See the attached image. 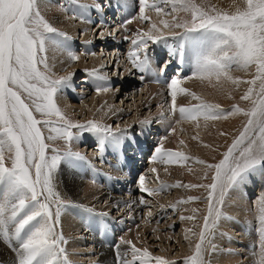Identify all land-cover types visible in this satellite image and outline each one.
I'll return each instance as SVG.
<instances>
[{"label": "snow or ice", "instance_id": "snow-or-ice-1", "mask_svg": "<svg viewBox=\"0 0 264 264\" xmlns=\"http://www.w3.org/2000/svg\"><path fill=\"white\" fill-rule=\"evenodd\" d=\"M40 5L41 0H0V238L12 247L15 264H70L62 247L67 241L62 233H57L56 226L71 202L63 199L56 190L54 173L62 161L72 165L85 160L80 153L71 151V142L78 138L72 129L96 134L101 152L106 140L111 138V142L119 144L122 137L114 134L110 126L94 121L73 123L56 104L54 98L62 87L68 86L71 74L53 78L49 75L47 57L42 54L46 53L48 45L66 47L65 42L70 37L42 15ZM168 5H171V12H165ZM232 7L233 11H225L215 6L203 7L196 0H139L141 20L150 21L146 13L151 10L157 15L173 16L171 23L161 20L163 28L183 29L178 48L171 50L169 55L178 59L181 65L187 55L196 78L209 82L213 79L219 82L223 78L239 84L241 81L230 75L233 68L255 69L253 79L244 81L250 87L241 97L251 101V107L242 109L236 106L229 113L244 115L246 123L222 154V159L207 165L214 171L211 183L201 185L209 190L207 215L203 217L198 242L185 264H209L205 260L206 246L215 251L216 246L211 244V240L224 215L221 206L225 192L247 182L254 173L264 175V0H233ZM79 8L83 10L87 6L79 5ZM179 12L187 13L190 19L179 20L173 15ZM79 18H84L83 13ZM131 22L129 19L125 24ZM149 41L153 44L165 41L163 31L154 23L148 31H138L132 40L133 50L128 53L132 66L141 73L151 70L147 53ZM141 52L143 58L139 55ZM68 57L72 61L79 60V56L71 51H68ZM88 75L106 79L96 70ZM155 82L160 81L157 79ZM180 83L177 78L168 83L173 113L179 111L181 118L187 120L200 117L205 120L227 119V116L216 112L218 105L202 100L197 105L177 109V93L189 94L180 87ZM108 90L106 87L96 89L98 93ZM190 95L194 100H200L195 93ZM36 114L41 118L38 119ZM52 117L61 123L53 121ZM40 125L50 133L47 140L65 141L67 148L63 154L53 149L54 155H46L49 145L45 143ZM156 153L154 159L164 155L170 159H186L182 153H162L161 148H156ZM6 160L10 161V166ZM143 179L140 178L141 191H145ZM140 203H145L143 198ZM73 206L90 215L107 216V213H95L94 209L82 205ZM256 220L259 251L253 246L252 255L254 264H264V193L256 202ZM100 223L103 230V221ZM124 243L131 245V241ZM131 255L129 261L127 253L117 251L118 264H136L137 261L139 264H152L147 249L131 246ZM155 264L168 262L156 257Z\"/></svg>", "mask_w": 264, "mask_h": 264}, {"label": "bare ground", "instance_id": "bare-ground-1", "mask_svg": "<svg viewBox=\"0 0 264 264\" xmlns=\"http://www.w3.org/2000/svg\"><path fill=\"white\" fill-rule=\"evenodd\" d=\"M43 1L44 0H41V5H40V10H41L42 15H44V17L53 26H55V28H57L60 32H64L67 34L68 37H70V39L65 42L66 47H56L54 45H49L47 47L48 48V50H47L48 53H46L47 54V56H46L47 57V64H48L49 68L51 69V71L55 74L56 73H62L64 71V72H66V73H64V74H66V76L71 74V80L69 81V85H71V84H73V82H72L73 76L75 75V73L77 75L79 73L78 71L82 72V69H84L83 70L84 72L90 73L93 70H96L100 76L105 77L106 79H103V80L96 79L95 77L92 76V77H87V80L85 79L84 82H82V79L84 78V76H83L79 79V83H78V85H82V87H80V88H82V90H86L84 87V84L87 88V83L90 84V82H91L94 85L95 94L97 95L93 108H91L89 110V114L93 115V117L95 119H92V117H90V116H88V117L91 118V121H94V122H97V123H100L103 125H107L110 127H111L112 123H117L115 129H120V130H118L115 133L117 136L122 137L120 143H122V145H124V147H129L127 145L131 144L130 140L126 139L128 137L127 134H129V135L132 134L133 133L132 131L134 130V128L136 126H137L136 130L139 131L140 133L135 132L137 134L135 137L139 141L144 142V137H143L145 135L144 132L147 131L146 129L144 130V128H147V126H150V124L148 125V123L145 121H140L139 119L138 120L135 119V121H134L135 123H133V124H129V122L125 121L126 123L124 122V124L122 125L120 119L123 118V116L127 115L126 114L127 112H125V109H121L124 107V105H122V106H120V104L114 105L113 101L115 100L117 94L115 92H112L113 91L112 89L116 85V88H117L118 92L120 93L121 102L123 101V99L121 97L122 92H125V94H123V97H125V101H128V100L131 102L133 101L131 106H129L128 108L129 109H130V107L133 108L132 110H133V113L135 114L134 115L135 118L138 117L139 115H141L140 113L144 109L149 108L150 105H152L154 103L158 106V109L155 112L157 114L158 111L163 108L165 101L168 98L169 99H168L167 103L172 105V103H171L172 102L171 89L168 87V85L167 86L165 85L166 87H162V88H160V87L156 88L154 86H145L144 88L142 87L143 89H141V85H139L140 91H139V89H138V91L141 94H139L138 96H142L141 97L142 99L139 102V104H137V106L134 105V102H135L134 99L136 97H133L130 93H127V91L132 86H133V88H134V86L136 87L137 80L136 79L133 80L132 78H130V74L132 72H130L128 67H126L124 65V62L122 61L123 62V64L121 65L122 68H120V69H122V74H121L120 79H117V80L114 78L112 79V77H115V76L110 75V73L108 75L107 70L110 68V65L108 63L111 60H109L106 57H105L106 58L105 59L104 56H107V55H103V53L109 49L110 43L113 41L112 39H109V38H111L113 36V35H111V32H112L111 29L114 26V22H113V19L111 17L107 18V17H105V15L103 18H97L99 13L103 14V11H102V7H104L103 4L102 5L100 4L101 7H99L98 6L99 0H75L77 3H79V5H86L87 8L82 10L79 7H73L72 8L69 6L71 9L68 10L70 13V14H68L65 11H61L60 9H58L56 6L53 5V3H50L51 2L50 0H48V2H47V0H46V2L45 1L43 2ZM120 1L123 4L124 8L127 7V4L133 6V4L131 3L132 0H120ZM109 4H110L109 0H107V3L105 5V7L107 6L106 10H105V11H107V13L111 12V10L109 8V6H110ZM232 5H233V2L229 4L231 11L234 10ZM91 12H92V14H94V17H96L95 21L90 19L89 14ZM121 12L122 11H120L118 13H121ZM81 13H83V17H84L83 19L79 18ZM132 13L133 12H131V9H130L128 12L129 17L132 16ZM146 15H148V13H146ZM74 16L77 18H73ZM91 17H92V15H91ZM155 20H157V19L155 18ZM98 21H99V25H98L99 27H97L95 29V33H96V35L97 34L99 35L98 36L99 38L94 36V33H93V35L91 33L92 32L91 30H93V27H95V25ZM157 21L155 22V21L150 20L149 21L150 27H151V24H153V23L159 27L161 23L157 22ZM131 23L134 25V24H137L138 22L132 21ZM133 27L131 25L128 28L130 30L127 29L129 31L128 35H131L132 39L134 37H136V35L138 33L137 31H134L135 29ZM136 27H137L136 29L140 31V26L139 27L136 26ZM77 32L82 33V39L80 41V43H81V46H80V48H81L80 53L81 54L80 55H79V52H77L78 51L77 49H76V53H74V46H75L74 43L76 41L75 38H76ZM119 34H121L120 37L116 38ZM126 35L123 34L121 31H119L116 36H113L117 41L115 44V45H117V47L120 46V43L126 41V39H127ZM89 36H91L90 39H89ZM169 41L170 42L168 45V56L171 58L172 56L169 55V52L171 50H175V48H178V46H176L175 40H169ZM97 43H99V44L103 43V44L100 45L99 49L96 51L97 46L95 44H97ZM102 46H105V47H102ZM68 51H71L74 54H76L77 56H79V60H77V61L70 60L68 57ZM99 52H102V54H99ZM119 55H123V53L119 54ZM113 58H114V59H112L113 61H115V60L119 61V59H120V57L117 54H115V56H113ZM168 60L170 61V59H168ZM175 60L178 62V59H175ZM190 61L191 60L186 55L184 64H186ZM72 62H75V64H74L75 66L71 65ZM112 66H113V64H112ZM115 66H116L115 68L118 69V71H119L118 62ZM71 67H72V69H71ZM67 72H68V74H67ZM110 81H116L114 83L113 87H110ZM184 81H185V79H184ZM184 81H181L180 87L184 88L187 91V93H189V94L186 95V94L177 93V96H176V107L177 108H179L181 106L185 107V105L193 106V105H197L200 103V102H198L199 100L198 101L189 100V99H193L192 96L190 95L191 93H195L196 96H198L202 99H214V98H223V97L229 96V92H228L229 80H227V79L222 78L219 82H217L215 79H213L211 82H209L208 80H201L199 78H196L195 76H192V77H190V79L187 82L186 81L184 82ZM97 87H102V88L106 87L109 90L108 91H100L98 93L96 91ZM68 88H71V90H72V85L68 86V87H62L60 90V94L57 97H55L56 104L58 105L60 110L65 115H67V114L71 115V112L73 110L80 109L76 105L72 106L71 101H70L71 97L74 98L75 96H77L79 98H83V96H84L83 95L84 92H82L81 90L79 92H75V94L73 96V93H71ZM145 91H147V92H145ZM78 93H81V94L76 95ZM143 93H145V94H143ZM165 95H167L166 99H165ZM126 104H127V102H126ZM232 112L233 111H231L229 113H232ZM229 113L227 115V119H223V118L220 119L221 123L224 125V127L230 126L237 121V115L238 114L230 115ZM162 119H164V118H162ZM202 119H203V117H200L195 121L188 120L189 122H187V119H182V120L178 121V124L176 125V127H173V128H176V130L182 131V134H183L182 141L185 140L186 142L191 143V146H193L194 151L196 153H198V155H195L194 153H190V152L189 153L197 156L200 160H201V154L203 152V146L206 147V149H207V145H208V142H207V122L208 121L201 122ZM164 120H166V119H164ZM87 121L88 120H85V124H87L86 123ZM142 122H145V123H142ZM169 128H171L170 122L166 120V121H160V124L157 126L156 130L162 131L163 135H164V133H166V130H167V133L169 131V143H170V145L171 144L173 145V144H176L181 139L177 138V136L174 134L175 132L173 133V129L170 132ZM163 131H165V132H163ZM112 132L114 133V131H112ZM201 132H203V133L201 134ZM76 133L80 134V138L78 140H76L75 143L73 142V145L71 146L72 150L75 149L76 150L75 152H77V151H79V147H80L79 145H81L83 143L88 144L89 142H92V141H95L96 144H98L97 149H100V145L98 143V137L96 134L93 135V133L89 134L88 132H80V130L77 131ZM161 134H158V136H160ZM214 139H216V138H214ZM162 141H164V139ZM46 143L48 144V142H46ZM116 145H117V143L110 142V141L106 140L105 144H104V150L103 151L108 153V151L111 149L113 151L112 154L115 157V155L118 151V149H117L118 147H116ZM82 146L85 147V144ZM135 152L136 151L131 153L132 155L128 153V156L131 157L129 159V161L132 160V157L136 154ZM149 153H150V151H149ZM189 153H186V154L182 153V154L184 157H186V159L187 158L190 159V157L188 155ZM186 159L181 158L180 162H177L175 165H173L170 170L171 171L174 170V172L177 174L176 175L177 178L175 179V180H177V182H179V180L184 178V181H186L189 184L190 183H192V184L196 183L195 181H199L201 179V174H202L201 167L202 166L201 165L198 166L195 164V166L193 168L188 169L187 168V165H188L187 162L190 163L191 161L189 159H188L189 161L188 160L186 161ZM149 164H151L150 166H152V168L154 169L155 162L153 160H151ZM88 165H89V161H87L85 159L84 161H78L77 168L83 173V170ZM131 166H132V164H131ZM148 171H146L143 174L144 175L143 176L144 182H145V180H147L145 178L149 175V174H147ZM137 174H141V173L139 172ZM54 177H55L54 182H55L56 190L61 194L63 199L70 201L73 205H81V202L84 201L85 204L82 206L94 207L95 206L94 203H96V202L100 203V200L104 199V200L108 201V204H110L112 211H116L115 215L118 216L117 218H119V216H122V214L126 212L124 210L128 207V205L126 206L127 200L124 197H122V195L118 194L115 190L105 189L104 191H97V192L95 191V193H94L93 192L94 187L92 188V186H85L83 188L84 180L82 183L81 178L77 174H75L73 171L68 169L65 166L63 161L61 162L59 167L56 169V171L54 173ZM155 178H157L158 180H162V176L157 175V177H155ZM155 180H154V182H155ZM139 184H141V181L139 182ZM139 187H141V186L140 185L137 186V189L139 190L138 192H140V189H141ZM137 189H135V190L137 191ZM232 189H234V188H232ZM236 190H237L238 196H239V199H237L239 204L236 203L235 200L231 196V199H232V200H230L231 208H230V211L228 210L229 211L228 213L231 214V217L238 218L239 220H244V223L251 226L252 223L254 222V220H256V214H255V217H253L251 219V216L247 215L246 213L254 214V212H256L257 199L262 193H264V175L260 174L259 172L252 174L249 177V180L247 182L239 185L236 188ZM256 190H257L256 201L252 202L251 205L253 207H251V206H249L248 203L250 201V198L253 196L254 191H256ZM157 191L158 190L155 189L156 193H157ZM91 192H93V193H91ZM175 192H177V191L175 190ZM81 193H82V198L79 199V196ZM140 193H142V192H140ZM227 193L229 195H231L230 191ZM93 194H96V195L94 196ZM217 195H219V193H217ZM157 196H158V194H157ZM181 198L182 197H179V199H181ZM203 206L206 207V214H207V207H208L207 203H206V206L205 205H203ZM106 207H109V206H106ZM227 209H229V208H227ZM65 210L63 211V213L60 217V223L58 224V228L61 230V233L63 234V236L69 235L72 232H76V234L79 233V231L81 230V225L76 220V213H75L76 211L74 212L73 210H71V207H68ZM136 210H138L137 206H136ZM186 211H189V210L186 209ZM244 211H246V213H244ZM87 217H89V216L87 215ZM179 219H181V216L179 217ZM181 220L182 221H180V223L182 225V228L185 230L184 227H187L188 225H190L186 221L187 215L184 217V219H181ZM256 222H257V220H256ZM202 224H203V221H202ZM230 224L234 227L235 232H233V235L220 234L219 235L220 242L218 241L217 235L219 233L226 232V229L223 225L220 226V224H218V228L214 229L215 233H216L215 238L217 239L216 243L218 244L217 246L221 247L222 246L221 242H222L224 244H227L228 249H229L228 251L223 252V253H226L228 256H224L222 253H220L219 256H216L214 261H217V264H254L255 258L253 257L252 253L247 252L246 247L250 242H252L253 245L255 243H258V242H256L258 240V234H257V236L250 234V236L247 239L246 237H244L242 235L243 234L242 230H243L244 226L240 225V223L235 222L233 220H230ZM201 227H202V225H201ZM256 227H257V223H256ZM70 228H73L72 232H70L72 230ZM69 229H70V231H69ZM186 232H187V230H186ZM256 238H257V240L255 241ZM91 239H92L93 244L98 245L100 248L96 252L98 260H97V262L95 261L96 262L95 264H118L117 251H119L121 254L127 253V254L131 255V246L129 244L125 245L123 243H118L117 247H115L114 250H111L112 249L111 247H109L108 249L101 248L100 244L95 240V236H92ZM188 239H189V237H188ZM235 243H238V244H235ZM75 244L76 243H74V246H75ZM78 244L79 243H77V245ZM211 244H213V243H211ZM5 245L7 246L8 249L5 248ZM69 246L71 247V244ZM206 247L208 248V250L205 252V257L207 256V252L211 249L210 246H206ZM190 248L191 247H189L188 251H186L184 253L185 255L183 254V251L181 249L179 251L180 257L182 256L181 258H184V259L189 257L192 254V251L194 249V248L193 249L191 248L192 250H190ZM241 256L244 258V262L240 261L242 259ZM67 257L72 258V256L69 257L68 255H67ZM169 260H171V258ZM15 261H16V256H15L14 251L12 250V247H10L8 244H5L2 240V238H0V264H15Z\"/></svg>", "mask_w": 264, "mask_h": 264}, {"label": "rangeland", "instance_id": "rangeland-1", "mask_svg": "<svg viewBox=\"0 0 264 264\" xmlns=\"http://www.w3.org/2000/svg\"><path fill=\"white\" fill-rule=\"evenodd\" d=\"M44 1L46 2V0H44ZM65 1L66 2H68V1L72 2V0H65ZM47 2H48V0H47ZM101 2H105V4L103 5L104 6L103 8L106 10L107 6L105 7V5L107 3V0H99V3L102 5ZM196 2L203 7L215 6L217 9H220V10L231 11L229 4L232 3L233 0H196ZM50 3H52V2H50ZM109 3L111 5L114 3L115 4L118 3L119 5H123L120 0H109ZM131 3L133 4V6L127 4V7H126L127 9H125V8L124 9L127 10V14L129 12V10L131 9V12H133L132 17H135L132 21H135L138 23L134 24V25L132 23H130L127 26H125V29H126L125 31L127 34V35L126 34L125 35H126L127 39L125 42L120 43V46H118V47H117V45H115L117 41L113 36H116L120 30L118 32H116L115 26H113V28L111 29V31L113 32V33L111 32V35H113V36L111 38H109V39H112L113 41L110 43L109 49L103 53V55H107V56H104V58L106 57L109 60H111L108 63L110 65V68L107 70L108 75L110 73V75L115 76V77H117L119 75L121 77V74H122V69H119V71H118V69L115 68L116 67L115 65L118 62V65H119L118 68L119 67L122 68L121 65H122V61H123V59H122L123 55H119V54H122V52L125 51L123 45H124V43H126V44L131 43V42H129L131 35H128V33H129L128 30H130L128 28L132 25V27L134 26L133 27L135 29L134 31H137V32L139 30L136 29L137 28L136 26H138V27L140 26V31H145V32L148 31V29L150 28L149 20H141L139 18V0H132ZM77 4L79 5V3H77ZM77 4H76V6H70V7H72V8L73 7H79ZM70 7L67 6L66 8L69 10V9H71ZM109 8H111V6H109ZM170 10H171V5H168L167 7H165V12H171ZM118 12H120V11H118ZM147 13H148V16L151 18L150 20L155 21V22L158 20L157 22L161 23V20L167 19V21L169 23H171L172 19H173L172 15H167V16H165L163 14L157 15L155 11H151V10L148 11ZM173 15H175L179 20L190 19V16L184 12L174 13ZM155 18L157 20H155ZM125 19L126 18H124V20ZM98 25H99V21L96 23L95 27H93V30H91L92 35L94 33V36H96V37L99 36L98 34L96 35V33H95V29L97 27H99ZM159 28H161V30L163 31L164 36H172L175 33L182 32V30H183V29H178V28L171 29V30H169V29L165 30V28H163L162 24H160ZM120 35L121 34H119L116 38H119ZM90 38H91V36H89V39ZM75 39H77V41L79 40V42L75 41V43H74V45H75L74 46V53H76V49L78 47L80 48V46H81L80 41L82 39V33L77 32ZM169 40H175V39L166 38L165 39L166 42L163 41V43L166 44L167 41L169 42ZM102 44L103 43L95 44L97 46L96 51L99 49V46ZM158 44H153L150 42L151 46L152 45L155 46ZM102 47H105V46H102ZM126 48H128L127 45H125V49ZM47 50H48V48H47ZM80 50H81V48L78 50L79 55L81 54ZM46 53H48V51H46ZM46 53H44L42 55L47 56ZM99 54H102V52H99ZM115 54H117L120 57V59H119V61L115 60V63H113L112 59H114L113 56H115ZM160 62L161 61H159L158 63H160ZM74 64H75V62H72L71 65L75 66ZM112 64L114 67L112 66ZM161 64H163V63H161ZM156 66L159 67L160 64L156 65ZM71 69H72V67H71ZM41 70H43L42 65H41ZM83 70L84 69H82V72L78 71L79 73L77 75L75 73V75L73 76V80H72L73 84H71L72 85V92L71 93H73V94L75 92H79L80 90L82 92L86 93V90H82V88H80V87H82V85H78L79 79L81 77H83L82 76ZM116 71H117V73H116ZM64 73H66V72L63 71L62 73H56L55 74L49 68V75H51L53 78H59L62 76H66V74H64ZM67 74H68V72H67ZM254 74H255L254 68H250L247 71L233 68V70L230 72V75L233 78H236L241 82L239 84H233L229 81V85H228L229 86L228 87L229 96L223 97V98H214V99H202V98H200L199 101L198 100H195V101L200 102L202 100L208 104L218 105L219 108L216 109V112L220 113L223 116H227L228 113L233 111L234 107H236V106H238L242 109H249L251 107V101L242 100L241 97L247 92V89L250 87V85L248 83H245L244 81H249V80L253 79ZM138 75L139 74L132 75V79L137 80L136 77H138ZM189 79L190 78H186L185 81L187 82ZM139 84L141 85V89H143L145 87L144 84L137 83L136 87L134 86V88H133V86H132L127 91V93H130L133 97H136L134 99L135 100L134 105H136V106H137V104H139V102L142 99L141 98L142 96H138L139 94H141L139 92L140 91ZM71 85L68 84V86H71ZM89 85L91 86V89H92L91 92H88L86 95L83 96V98H80L78 101H73L74 98H72L70 96L71 97L70 101H71L72 106L76 105L77 107L80 108V109L73 110L71 112V115H68V114L65 115L64 114L73 123L85 124V120L91 121V118H89L88 116L92 117V119H95L93 117V115L89 114V110L91 108H93L97 95L95 94L94 85L91 82ZM165 85L167 86L168 83H165L164 87H166ZM257 87H258V85H257ZM160 88H162V87H160ZM68 89L71 90V88H68ZM138 89H139V91H138ZM60 90L57 92L55 97H57L60 94ZM112 90H113L112 92H115L117 94L115 100L113 101L114 105H118V104H120V106L124 105V107L121 109H125V112H127L126 113L127 115L123 116V118L120 119L122 125L124 124L125 121L129 122V124H133V123H135L134 122L135 119H137V120L139 119L140 121L147 122L148 125L150 124L151 127H155V126H158L160 124V121H166L167 120L170 122V127H171V128H169L170 132L172 131V129H175L173 131V133L175 132L174 134L177 136V138H180L181 140L178 141L176 144L170 145V143H169V131L167 133V130H166V133H165L166 135H165L164 141H161V143H160L161 146L164 143L163 147H166V148H171V147L174 148L175 147V149H177L180 153L186 154V153L190 152V153H194L195 155H198V153H196L194 151L193 146H191V143H188L185 140L182 141V138H183L182 131L176 130V128H173V127H176V125L178 124V120H176L178 117L176 116L174 118V121L169 120L167 113L169 111L168 109L171 108V105L169 103H167L168 99H169V98L166 99L167 95H165V99H166L165 104H164L163 108L158 111V113H157L158 115L155 113L158 109V106L154 103V104L150 105V107H149L150 109L149 108L144 109L140 113L141 115H139L138 117L135 118L134 117L135 114L133 113V110H132L133 108H131V107H130V109L128 108L129 106H131L133 101L132 102L129 100L125 101V97H123V94H125V92H122L121 97H122L123 101L121 102L120 93L118 92L116 85ZM145 92H147V91H145ZM143 94H145V93H143ZM75 98H78V97L75 96ZM189 100H194V99H189ZM126 102H127V104H126ZM36 115H37L38 119L41 118L39 116V114H36ZM162 118H164L166 120H164ZM51 119L53 121H56L58 124L61 123L57 120L56 117H52ZM219 120L218 119L205 120L204 118L202 119L201 122L208 121L207 122V142H208L207 149H206V147L203 146V152L201 154V160L197 156L192 155L190 153L188 154L190 159L189 158L186 159V161L188 159L191 161L190 163L187 162V164H188L187 168L188 169L193 168L195 166V164L198 166L199 165L202 166L201 167V171H202L201 179L199 181H195L196 183H193L194 185L192 183L189 184L186 181H184V178L179 180V182H177V180H175L177 178L176 177L177 174L174 172V170L173 171L170 170L172 168V166L175 165L176 163L173 164L172 160L169 159V157H166V163L162 162L163 163L162 165L155 163V165H154L155 171H153L152 166H150V168L148 169L149 175L145 178L147 180H145V182L143 181V187H144L145 191H141V189H140V192H142V193H140V192H138L139 190L137 189V191L136 190L134 191V193H136V195H134V193H133V195H131L132 200H130V202H129L130 209H128L129 207L125 209V210H128L126 212V214L130 213L128 216L127 215L124 216V213H123L122 216H119V218H117L118 216L115 215L116 211H112L110 204H108V201H106L104 199H101L100 203H97V202L94 203L95 206L90 207V208H96L98 210L101 209L102 211L107 213V215L110 216V218L114 217V219H120L123 217L124 221H126V224L134 225L133 229L130 232V239L126 238L124 240V242L131 241V239H132L131 244H133V246H135V248H138L141 250L147 249L148 252L154 258L160 257L164 260L166 259L168 264H171L172 261H176V262H178L177 264H181L182 261L180 260V258L182 256L180 257L179 251L182 249L183 254H184L186 251H188L189 247H191L192 249L194 248L195 243H197V241H198V234L201 230L203 217L205 215H207L206 214V207H204L203 205L206 206L207 196H208L209 190L205 187H201V185L210 184L211 183V177L214 175V171L208 169L207 165L208 164H216L219 162L220 159H222V154L227 151L228 147L232 144L233 140L238 136L239 132L243 129V126L246 123L247 117H245L244 115L238 114L237 115V121L234 124H232L230 126H225V127L221 123V120L220 121ZM192 121H195V120H192ZM187 122H189V121L187 120ZM116 125H117V123L111 124V130L114 131V134H116L115 132L120 130V129H115ZM40 127H41V130H42L43 135L45 137V143L48 142V145H49L47 152H46L47 156L51 157L52 155H54V152L52 150L56 147L57 148H66L67 147L64 140H60V139L47 140V137L50 134L48 129L44 128L43 125H40ZM136 127L134 128V130L132 132L133 133H135V132L140 133L139 131L136 130ZM145 129L148 131L147 128H144V130ZM77 131H79V130L75 129V128L72 129V132H74L76 135L79 134V133H76ZM88 133L91 134L90 132H88ZM202 133L203 132H201V134ZM159 134H161V131H159ZM93 135H94V133H93ZM127 135H129V134H127ZM161 135H163V133ZM79 138H80V136H79ZM214 138H216V139H214ZM181 141L183 143H181ZM96 145H98V144H96ZM96 145H93L92 148L95 149ZM120 145H122V143H120ZM51 147H54V148H51ZM81 147H83V146H81ZM116 147H118V145H116ZM122 147L124 148V145H122ZM127 148L129 149V147H127ZM79 150H80V148H79ZM87 150L91 151V148L87 149ZM87 150L85 152H87ZM129 154H131V153H129ZM176 159H180V158L176 157ZM150 161H149V163H150ZM197 161H203L204 163H198ZM157 162H160V161H157ZM178 162H180V160ZM6 163L8 164V166H10V161L6 160ZM149 165H151V164H149ZM143 170H145V168H143ZM142 172H144V171H142ZM140 173H141V171H140ZM83 174H84V178L86 181L83 184V188L85 186H92L89 183V180L91 178H94L97 173H95L88 166H86L85 169L83 170ZM157 175L162 176V180H158L157 178H155V177H157ZM154 180H155V182H154ZM161 183L163 184V186H162L163 191L160 193L156 186L162 185ZM139 185L140 184L138 183L137 186H139ZM92 188H93V186H92ZM139 188H141V187H139ZM233 188L234 189H232V188L228 189L225 192V195L223 197V204L221 206V209H222V212L224 215H223V218L219 221V224H220V226L223 225L225 227L226 232L219 233L217 235L219 242H220V240H219L220 234L233 235V232H235L234 227L230 224V220H233L235 222L237 221L238 223L244 222V220H239L238 218L231 217V214L228 213L230 211V208H231V206H230V200H232L231 196L235 200L236 203H238L237 199H239L238 192L236 190L237 187H233ZM155 189L158 190L157 193L155 192ZM175 190L177 192H175ZM257 190L254 191L253 196L250 198V201L248 203L249 206H251V207H253L251 205L252 202L256 201ZM95 191L97 192V190L94 189L93 192L95 193ZM229 191H230L231 195H229L227 193ZM93 192H91V193H93ZM148 192H153L156 194L149 195ZM157 194H158V196H157ZM93 195L95 196L96 194H93ZM179 197H182L183 199L182 198L179 199ZM81 198H82V193L79 196V199H81ZM141 198L144 199L145 203H143V204L140 203ZM126 200H128V199H126ZM251 200H253V201H251ZM128 201H127V203H128ZM181 201H187V202H181ZM70 204H71V206H68V207H71V210H73L75 212L73 204L72 203H70ZM84 204H85L84 201H82L81 205H84ZM106 206H109V207H106ZM136 206L138 207V210H136ZM207 206H208V203H207ZM68 207H66V208H68ZM84 207H87V206H84ZM77 208H79V207H77ZM170 208L174 211L171 212ZM227 208H229V209H227ZM186 209H188L189 211H186ZM244 213H246V211H244ZM246 214L250 215L251 219H252L253 217H255L256 212H254V214H251V213H246ZM158 215H164V217L162 216L160 218L158 223H156V220L154 221V223H153V221H149V219L152 218L153 216L156 219V216H158ZM186 215H187V217H194V219H191V220L187 219L186 220L187 223L190 225H188L187 227H184L185 228V230H184L182 228L181 223H180V221H182V220L179 219V217L180 216L185 217ZM168 216H169V218H168ZM131 217L134 218V222H132L129 219ZM167 218H168V220L166 221ZM170 225H173V226L171 227ZM216 228H218V226ZM70 229H72V230L70 231ZM70 229H69V231L72 232L73 228H70ZM186 230H187V232H186ZM214 233H215V230L213 232L214 238L211 240V243H213L216 246L215 251H212V249H210L207 252V256L205 257V260L208 261L209 264H217V261H214L216 256H219L220 253H222L224 256H228L226 253H223V252H226L229 250L227 244H224L222 242H221V244H222L221 247L217 246L218 245L216 243L217 239L215 238L216 233L215 234ZM84 234L85 233H82L80 230L79 233H77V234H76V232H72L71 234H69L70 236L69 235L64 236L66 239L69 240L68 241V251L71 252L70 256H72V260L75 261V264H95L98 260L97 253H96L97 250L93 249L94 244L92 242V239L89 240L90 238H88L87 241H91V242H89V244L86 243V238L83 236ZM125 237H126V235H125ZM188 237H189V239H188ZM256 240H257V238L255 239V241ZM124 242H120V243L128 245ZM256 242H258V240ZM74 243H76L75 246H74ZM77 243H79V244L77 245ZM70 244H71V247L69 246ZM254 246H255L256 251H259V244L255 243ZM5 248L8 249L6 245H5ZM191 248H190V250H192ZM92 251H94V252H92ZM127 257H128L129 261L132 259V255L127 254ZM170 258H171V260H169ZM240 261L244 262V258L242 257V259ZM136 264H139V261H137ZM152 264H155V262H153Z\"/></svg>", "mask_w": 264, "mask_h": 264}]
</instances>
